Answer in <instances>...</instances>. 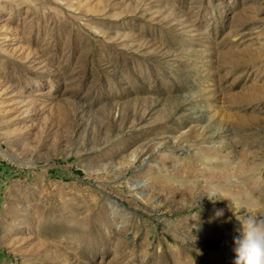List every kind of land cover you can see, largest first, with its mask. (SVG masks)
Returning <instances> with one entry per match:
<instances>
[{"label": "rangeland", "instance_id": "374dc122", "mask_svg": "<svg viewBox=\"0 0 264 264\" xmlns=\"http://www.w3.org/2000/svg\"><path fill=\"white\" fill-rule=\"evenodd\" d=\"M262 214L264 0H0V264H234Z\"/></svg>", "mask_w": 264, "mask_h": 264}, {"label": "clouds", "instance_id": "9594fccd", "mask_svg": "<svg viewBox=\"0 0 264 264\" xmlns=\"http://www.w3.org/2000/svg\"><path fill=\"white\" fill-rule=\"evenodd\" d=\"M240 224L234 264H264V214L249 215Z\"/></svg>", "mask_w": 264, "mask_h": 264}, {"label": "bare ground", "instance_id": "6f19581e", "mask_svg": "<svg viewBox=\"0 0 264 264\" xmlns=\"http://www.w3.org/2000/svg\"><path fill=\"white\" fill-rule=\"evenodd\" d=\"M195 190V189H194ZM182 194V193H181Z\"/></svg>", "mask_w": 264, "mask_h": 264}]
</instances>
